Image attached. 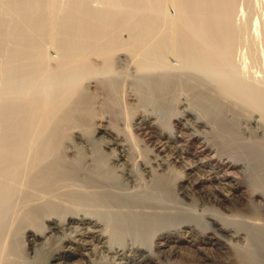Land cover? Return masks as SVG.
<instances>
[{
  "label": "bare ground",
  "instance_id": "obj_1",
  "mask_svg": "<svg viewBox=\"0 0 264 264\" xmlns=\"http://www.w3.org/2000/svg\"><path fill=\"white\" fill-rule=\"evenodd\" d=\"M3 1L0 264H264V135L115 116L106 78L192 70L264 115V0Z\"/></svg>",
  "mask_w": 264,
  "mask_h": 264
},
{
  "label": "rangeland",
  "instance_id": "obj_2",
  "mask_svg": "<svg viewBox=\"0 0 264 264\" xmlns=\"http://www.w3.org/2000/svg\"><path fill=\"white\" fill-rule=\"evenodd\" d=\"M0 1L2 3L3 0ZM169 10L170 13H173V7H169ZM5 14L6 12L4 10L0 11V17L3 21L5 20L4 23L7 24V30H9V28L14 25V22L8 14V16ZM6 16L9 18V20H7L8 18H5ZM1 55L0 59L3 58V56L1 57ZM170 57L169 61L171 64H173L174 59L172 58V56ZM3 59L0 60V62L2 61V63H0L1 66L3 65ZM124 59V57L118 56V58H116L117 62L115 63L114 67V69H116L114 70L115 73L113 72V75L112 73L109 74V77L106 76L110 92L112 93V96L114 98L111 109V113L113 115L123 117L124 113H128L129 115H132L133 119L138 115L149 113V120L155 118V120L153 121H162L166 119L167 116L174 111V109L178 110L181 103L183 102L190 103L192 105L198 104L205 109L214 102L217 105L215 106V118L217 123L216 128L217 131L222 135L229 133L233 137L237 138L236 141L245 145H250L252 143L260 141V136L264 135V133L262 134V132H264V115L261 112L253 111L238 98H231L230 96V98L226 97L221 92V90L216 87L217 85H215L211 81H208V79H206L205 77L203 78L195 74L194 71V73H192V70L181 71V69H172L171 73L168 72V75L166 73L167 76L162 75L163 79H165V77L167 78L168 76L170 77L166 81V85L159 89V87H157V85L155 84L157 83L156 77L161 78L159 75L157 76L156 73L145 74L141 71L137 72L138 70L135 71V68L131 67V62ZM260 63L258 62L257 65ZM260 65L258 66L260 67ZM256 68L257 67H253L252 70ZM0 77L1 83L3 76L0 74ZM91 84L92 83H89V85ZM128 91L130 94H128ZM100 96L101 95H99L98 97ZM94 105H96V107L94 108V117L97 118L100 115L99 113H101V104L96 102ZM95 118L92 119L93 122H97ZM233 147L234 144L231 141H224L221 143V149L223 153H232ZM127 253H129V251Z\"/></svg>",
  "mask_w": 264,
  "mask_h": 264
}]
</instances>
